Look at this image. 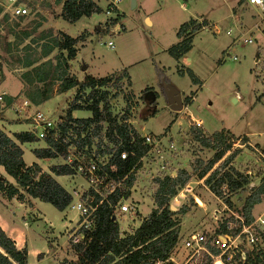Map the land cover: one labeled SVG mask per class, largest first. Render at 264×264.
I'll return each mask as SVG.
<instances>
[{"label": "rangeland", "instance_id": "374dc122", "mask_svg": "<svg viewBox=\"0 0 264 264\" xmlns=\"http://www.w3.org/2000/svg\"><path fill=\"white\" fill-rule=\"evenodd\" d=\"M94 1L101 12L82 16L74 23L62 17L58 19L61 3L57 0H33L30 16L25 18H11L8 13L0 15V92H18L9 103L11 106L4 103L3 108L9 106L5 116H26L22 119L24 122L13 123L19 131L31 127L28 116L37 109L54 120L64 118L75 89L74 93L70 91V97L58 96L60 81L56 63L61 60L58 56H65L67 52L57 47L44 56L43 49L52 40H62V31L72 37L82 36L75 45L79 55L68 60L66 67L63 65L64 73L81 81L87 74L109 76L111 81L107 86L112 88L113 96L104 100L110 98L107 111L111 117L118 122L128 117L142 136L152 139L151 152L142 158L141 166L136 169L135 187L126 202L137 203L140 209L135 205L131 212H115L121 234L125 236L133 229L139 211L144 216L150 212L156 188L154 179L175 176L177 171L184 169L190 173V178L180 190L184 194L180 204L175 205L176 209L182 205L188 207L186 214L176 217L182 227L181 233L189 236L199 232L211 240V233L220 224L209 216V211L220 208V204L197 173L215 151L194 139L188 114L202 121V127H198L205 136L212 138V134L219 131L228 136L248 132L254 143L264 145V97L261 96L264 90V12L248 0H135L134 5L131 0H122L116 10L106 13L107 0ZM190 19L206 25L193 33L190 51L175 60L167 49L179 41V26ZM115 24L119 25L114 29ZM26 32L30 37H24ZM247 38L252 42H245ZM109 41L113 46L108 45ZM178 68H183V73ZM186 68L193 70L200 84L191 80ZM43 71L50 74L40 81L37 73ZM170 88L177 89L181 95L183 108L180 111L171 109ZM153 92L157 94L155 98ZM130 95L132 97H128ZM24 99L28 106L16 112L14 108L20 107ZM44 99L46 102L40 104ZM104 105L98 104L100 108ZM75 114L88 117L91 112L78 109ZM107 128L108 123L104 121L100 134L103 144L110 147ZM240 142L233 139L232 148L223 158L235 148L239 149L230 165L243 173L253 170V174H247V179L256 185L255 182L264 179V159L251 146ZM43 145V140L23 143L24 159L44 168L59 161L37 158L32 149ZM197 160H202L200 165ZM75 175L78 176L62 175L55 179L69 191L80 190V185L85 186L86 182L80 174ZM250 184L225 196L233 210L241 209L250 193ZM196 198L202 200V204L196 202ZM37 207L53 228L42 219L24 227L19 218L25 233L23 245L28 251L27 264H60L70 260L75 254L66 226H74L76 211L70 207L72 211L68 208L59 211L40 200ZM263 209L264 202L256 204L254 215H259ZM260 225L258 248L264 252V223ZM202 257L203 254H198L194 260ZM235 264L247 263L237 259Z\"/></svg>", "mask_w": 264, "mask_h": 264}, {"label": "trees", "instance_id": "16d2710c", "mask_svg": "<svg viewBox=\"0 0 264 264\" xmlns=\"http://www.w3.org/2000/svg\"><path fill=\"white\" fill-rule=\"evenodd\" d=\"M57 1L62 2L61 17L69 23H74L82 16L101 12V8L94 0ZM1 10L0 6V12ZM205 25V22H198L195 19L182 23L177 31L179 41L167 49L169 55L175 60L186 55L192 48L193 33ZM28 36L29 34L26 32L24 37ZM61 37L62 40H52L51 43L45 44L43 49L44 56H48L57 47L66 50L67 54L65 56L60 54L58 57L61 60L56 63L57 77L60 81L59 91L65 92L76 88L60 127L63 133H67L69 129L74 131L75 138L73 134H69L71 135L69 137L75 144L81 147L87 146L89 149L95 148L98 154L106 155L107 162L104 169L116 180L126 177L124 180L126 188L121 194L119 191L114 192L108 197V201H104L96 207L91 227L84 230L82 241L72 245L76 259L63 260L60 264H155L157 260L163 261V264H175L169 260V256L178 239L180 221L176 217L184 215L188 211V207L182 205L173 210L170 201L185 186L190 178V173L182 169L177 171L175 176L165 175L155 178L156 188L152 195L154 207L132 233L125 236L121 234L119 223L114 217L113 206L121 196L127 198L131 195L129 188L136 181V169L141 166V159L147 154L150 146L144 142V137L128 121V117L125 116L118 122L107 111L110 98L109 100L104 99L107 96L110 97V92L106 89L111 81L109 76L95 77L87 74L81 81L64 73L67 61L76 56L75 45L82 36L72 37L62 31ZM178 71L183 73V68H178ZM185 71L193 82L201 83L193 70L186 68ZM38 73L37 77L40 81L46 80L50 74L49 71ZM261 96L264 97V90ZM9 101L6 97L5 103L8 104ZM100 103L105 104L103 108L98 106ZM75 109L89 110L91 116L74 118L71 113ZM2 113L3 108L0 105V118ZM104 121L108 123L106 138L112 143L110 147L103 144L100 134ZM191 132L194 139L202 146L215 151L212 158L197 173L198 178H204L205 185L214 195L222 196L224 185L228 186L230 192H234L244 189L246 185L250 184L246 173L230 165L238 155L239 149L235 148L223 158L225 153L232 148L231 142L236 139L234 136H228L219 131L213 133L210 138L205 136L202 129L197 126H192ZM36 140L39 139L29 130L13 132L10 135L0 128V165L14 180V183H11L0 176V192L8 198L16 195L20 200L24 199L23 193H26L28 196L48 202L62 211L71 204L73 198L71 193L55 179V175L75 174V170L71 165L65 163L51 165L49 172L44 171L36 162L26 165L21 144ZM240 140L243 144L247 141V137L243 136ZM44 143V147L33 150L37 158L61 159L60 155L65 148L62 140L48 138ZM121 151L127 152L126 159L120 158ZM197 162L200 165L202 160H197ZM248 189L250 193L245 197L239 210L246 223L252 222L254 206L261 203L264 198V179ZM91 194L92 189H89L88 192L81 195V200L94 205L96 200H89ZM226 201L231 205L230 200ZM224 231V225L221 224L214 230V233ZM205 245L212 254L219 252V249L210 241H207ZM27 255L26 247L18 248L15 240L0 227V264H27ZM212 263L211 256L203 253V257L199 261L187 264ZM245 263L264 264V252L260 248L248 250L245 253Z\"/></svg>", "mask_w": 264, "mask_h": 264}, {"label": "built area", "instance_id": "2783aa9c", "mask_svg": "<svg viewBox=\"0 0 264 264\" xmlns=\"http://www.w3.org/2000/svg\"><path fill=\"white\" fill-rule=\"evenodd\" d=\"M32 1L33 0H0V4L3 7L4 13H8L11 18L18 19L30 16ZM120 1L122 0H107L106 13L116 10ZM248 1L264 12V0ZM244 41L250 43L252 39L247 38ZM108 45L113 46V42L109 41ZM229 54L230 51H227L226 55ZM232 58L236 59V56H232ZM3 100L4 93H0V103L3 102ZM27 106L28 101L24 99L21 101L20 107H15L14 109L17 112L18 109H24ZM28 117L31 119L29 131L39 140L45 141L48 138H52L54 140L60 139L64 142L65 148L60 155L61 160L63 163L71 165L75 173L80 174L79 176L85 180L88 190L92 189L89 200H96L94 205L80 199L70 204V208L76 211L77 217L74 226L68 230V239L71 240L72 243H78L82 241L84 237V230L91 227L96 207L102 202L108 201V197L114 192L119 191L121 194L126 188L124 182L126 177L119 180L114 179L110 173L104 169L107 162L106 155L98 154L95 148L89 149L87 146L81 147L75 144L69 137L71 136L69 134H73L74 132L72 129H69L67 133H63L60 127L63 117L60 118V121H57L51 119L44 111L39 109L35 110L34 113L30 114ZM188 119L192 121L193 126H201V121L199 119L192 118L193 120H191V116L189 115ZM73 137L75 138V134H73ZM143 137L144 142L150 146V144H152L151 137L148 135ZM148 152H151V146ZM119 155L121 159H126L128 157L126 151H121ZM260 156L264 157L262 154H260ZM132 187L129 188L130 192L132 191ZM183 189L184 188H181L180 190ZM222 189V196H216L212 193L217 203L220 204V208L214 207V209L209 211V216L217 220V222H215L217 225L218 223L220 225L223 224L225 231L217 233L213 231L210 236L211 240L206 238L203 233H190L188 238L183 240V246L188 250L186 256L187 263L192 261L195 262L194 258H196L198 254L203 253H207L211 256L213 264H235L237 259L244 263L245 253L253 248H258V242L261 239L260 229H262L260 223H264V209L259 215H254L252 222L246 223L244 216L239 211L233 210L231 205L225 200V196L230 193L228 186L224 185ZM180 190L171 199L170 206L180 204V197L184 196ZM127 198L121 196L113 206L115 218L117 217L115 212L127 213L135 210L134 204L126 203L127 200H129ZM262 202H264V198ZM207 241H210L212 245L219 249L217 254H212L208 250L205 245ZM169 260L175 263L174 259L171 257V253ZM155 264H163V261L157 260Z\"/></svg>", "mask_w": 264, "mask_h": 264}, {"label": "crops", "instance_id": "0c3cea01", "mask_svg": "<svg viewBox=\"0 0 264 264\" xmlns=\"http://www.w3.org/2000/svg\"><path fill=\"white\" fill-rule=\"evenodd\" d=\"M60 3H61L60 4L61 5V8H60V12L58 13V16H59L58 19L61 17V10H62V2H60ZM0 6H1V4H0ZM0 15H5V13L3 12V10H1ZM118 25L119 24H115L114 29ZM78 55H79V52L77 51L76 57ZM93 76H95V77H103V76H96V75H93ZM104 76H107V75H104ZM74 89H75V92H76V88L75 87L74 88H71V89H69V90H67L65 92H58V93H60V94H58V96L65 95V97H68L72 93V92H70L71 90H73V93H74ZM106 89H108L109 92H110L112 88L110 89V87H107ZM4 92H5L4 93V100L7 97V99L10 100L9 103L13 102V100H14V98L16 96V93H18V92H13V90H4ZM109 96L111 97L113 95H111V93H109ZM114 96H115V94H114ZM46 100L45 99H44V101L42 100L43 102L40 103V104H44V102H46ZM4 103L5 102H3V103L0 104L2 108L4 106ZM9 103L7 105H10ZM5 105H6V103H5ZM8 108H9V106H7L6 108H3V113H2V116L0 118V122H1L0 128L3 129L5 132H7L8 134L11 135L13 132H18L19 131L18 128H17L18 126H14L13 123L14 122L15 123H22V122H24V121H22V119L23 118H26V116L25 115L23 117L20 116V118H17V117L16 118H8V117L5 116V114H7ZM77 110L78 109H75V110L72 111V113H71L72 114V117H74V118H86V117H79V116H77L75 114L77 112ZM86 111H88L90 113L89 110H86ZM155 111L152 113V115L155 114ZM188 115H190V114H188ZM90 116L91 115H89L88 117H90ZM191 118L195 119L192 116H191ZM201 127H202V121H201ZM28 130H29V128H28ZM28 130H21V131H28ZM9 131H11V132H9ZM249 134L250 133H248V132H246V133L243 132V133H241L238 136H235L234 134L233 135L235 136L236 140H240V138H242L243 136H246L247 137V141L245 143H243V145L244 146H247V145L248 146H251L254 149V151L259 156H260V154L264 155V145H262V144H260L258 142L254 143V139H252ZM22 144H21V147H22ZM44 146H45V143H44L43 146H38V147H44ZM38 147H35V148H38ZM35 148L32 149V152H33V150ZM22 149H23V147H22ZM260 157L262 159H264V157H262V156H260ZM23 159H24V150H23ZM45 159H47V158H45ZM53 159H57L59 161H57L55 163H50L47 166V168H44L43 166L40 165L44 171L49 172V167L51 165H54V164H62L63 163V161L60 160V158H53ZM24 161H25L26 165H31L33 162H35V161H33V162H27L25 159H24ZM239 171H241V170H239ZM244 173L251 175V174H253V170H250L249 169V170L244 171ZM0 176L6 178L11 183H14L13 178L11 176H9L5 172L4 168L1 165H0ZM58 176H62V175H58ZM65 176L74 177V176H78V175L70 174V175H65ZM259 181L258 182H255L256 185L259 183ZM253 185H255V184L253 182H251L250 186H253ZM133 187H135V185H133ZM133 187H132V191H133ZM205 188L208 191H210L207 186H205ZM69 192L71 193L72 198H73L72 202H74V200H76V199L77 200L78 199H81L80 196L84 192H88V186H87V184L85 186H83L81 184L80 185V190L74 189V190L69 191ZM23 194H24V199L23 200H20V199H18V197L16 195L13 196V197H11V198H8V197H6V195L4 193L0 192V227L6 232V234L8 236H10L13 240H15L16 246L18 248L26 247V245H23V242L25 244V233H24V230L21 229V223L19 221L20 219H21V221H23V226L24 227H27L30 224L31 221H36V220L42 219L47 225H49L48 227L53 228L51 226V222L44 217V214H42L41 210L37 207V201L39 199L38 198L30 197L26 193H23ZM211 194H212V192H211ZM135 205L138 207V209H140L137 203H135ZM69 207H70V205L67 206L66 208H68V210L72 211ZM153 207H154V204L152 205L151 209ZM65 215L67 216V214H65ZM147 215L148 214H146L145 216H147ZM137 216L138 217L135 218V222L133 223V229L131 231L128 230L129 233H132L140 225L142 219L145 217L144 215L140 214V211H139V214ZM70 221L72 222V220H70ZM181 225H182V223H181ZM70 227L71 226H69V225L66 226L67 231L70 229ZM181 228L182 227L179 224V233H178L177 243H176L175 247L173 248V250L171 252V257L174 259V261H175L176 264H185V263H187L186 262V256H187L186 251L188 253V250L186 248H184V246H183V240L186 239V238H188V236L182 235ZM75 259H76V257L73 255L70 260H75ZM180 259H182V261Z\"/></svg>", "mask_w": 264, "mask_h": 264}, {"label": "water", "instance_id": "95a60500", "mask_svg": "<svg viewBox=\"0 0 264 264\" xmlns=\"http://www.w3.org/2000/svg\"><path fill=\"white\" fill-rule=\"evenodd\" d=\"M132 5L135 4V0H131ZM85 69V66L82 67ZM155 98V93L153 92ZM168 100L171 106V109L180 111L183 108L182 99L180 93L175 88H170L168 90ZM196 202L201 203L202 201L199 198H196ZM171 209L176 210L175 206H171Z\"/></svg>", "mask_w": 264, "mask_h": 264}, {"label": "flooded vegetation", "instance_id": "af4514ba", "mask_svg": "<svg viewBox=\"0 0 264 264\" xmlns=\"http://www.w3.org/2000/svg\"><path fill=\"white\" fill-rule=\"evenodd\" d=\"M154 111H155V110H154ZM154 111H153V112H154Z\"/></svg>", "mask_w": 264, "mask_h": 264}]
</instances>
